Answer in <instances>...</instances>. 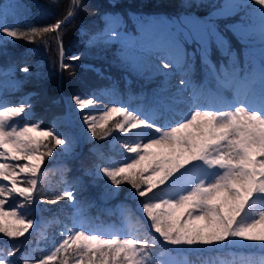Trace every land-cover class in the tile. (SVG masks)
<instances>
[{
	"label": "snow or ice",
	"instance_id": "snow-or-ice-1",
	"mask_svg": "<svg viewBox=\"0 0 264 264\" xmlns=\"http://www.w3.org/2000/svg\"><path fill=\"white\" fill-rule=\"evenodd\" d=\"M256 3L264 5V0ZM74 14L69 10L54 25L23 32L0 24V35L33 41L52 32L59 40V30ZM232 29L233 26H226L222 33L214 24L197 22L187 32L169 33L144 45L128 40L124 42L121 60L132 70L141 71L144 68L142 52L147 48L162 49L167 56L162 61L165 69L186 65L190 70L182 43H195L197 48L191 56L199 52L202 61L208 57L212 44L230 55L226 32ZM234 30L241 37L250 38L248 32ZM104 35L108 41L123 40L120 32L112 27ZM259 41L264 56V20L259 28ZM72 59L77 60L79 56ZM62 67L68 69L70 65L62 64ZM206 67L216 81L236 88V103L196 108L174 125L157 124L154 119L141 117L124 106H112L99 117L83 115L88 131L97 139H105L114 131H141L142 136V130L151 133L146 142L138 139L124 144L131 155L118 165H98V173L110 181L112 193L127 184L132 195L141 198L140 207L152 231L167 244L194 247L248 241L264 248V60L258 69H238L234 64L231 72L223 66L218 72L214 65L206 64ZM21 71L30 70L24 67ZM189 83L187 79L180 80L181 85ZM257 94L259 105L250 107L247 101ZM73 101L79 110L100 103L94 98L79 96L73 97ZM0 109V158L4 160L0 163V178L8 182L0 184V233L19 238L33 226V220L25 222L24 214L18 211L24 205L8 204L7 199L16 195L28 204L33 203L45 159L53 157L57 146L70 151L71 140L61 138L52 130H38L39 122L18 126L14 118L23 119L26 115L28 109L24 104L0 105ZM114 116L120 119L110 126ZM21 174L27 179H19ZM21 183L27 186L21 187ZM65 198L74 201V191L56 195L53 202ZM61 236L55 251L35 264H49L61 251L70 253L71 260L65 256L60 264H147L149 254L144 246L157 243L156 237L149 240L113 234L106 238L75 225L61 232ZM8 256H15V252H9ZM0 264H15V261L0 256Z\"/></svg>",
	"mask_w": 264,
	"mask_h": 264
},
{
	"label": "trees",
	"instance_id": "trees-1",
	"mask_svg": "<svg viewBox=\"0 0 264 264\" xmlns=\"http://www.w3.org/2000/svg\"><path fill=\"white\" fill-rule=\"evenodd\" d=\"M262 9L264 5L257 4L256 0H79L78 3L77 0H0V19L18 32L43 29L63 19L69 10L75 13L59 30V40L55 38L56 33L49 32L33 41L12 38L11 42L0 45V73L14 71L12 81L17 85L13 93L0 94V102L4 106H12L23 96L30 95L28 107L31 115L20 123L31 125L39 122L45 130L49 129L52 120L64 116L66 100L76 96L107 92L110 102L120 105L131 102L137 107L142 95L151 92L153 96V90L160 86V78L135 76L120 58L122 48L119 43L89 46L87 41L90 36L101 33L105 27H112L125 37L132 35L135 38L145 33L152 34L158 26L164 36L187 32L197 22L214 24L222 33L226 26H233L226 32L230 40V55L212 44L208 57L202 61L199 52L195 57L191 56L197 48L195 43H182L187 53L186 62L191 64V68L189 70L186 65L180 68L187 73L195 92L208 95L206 91L220 82L213 77L214 81L209 82L211 76L206 64L214 65L218 72L222 66L231 72L234 64L238 69L259 68L264 60L257 39L261 21L264 20ZM236 28L248 32L250 38L241 37L240 32L234 30ZM73 56H79V59L73 60ZM62 64L70 67L64 69ZM24 67L30 70L27 74L20 71ZM251 100L255 105L260 103L258 94ZM153 108L150 102L148 109ZM114 121L110 120V126ZM95 143L103 147L105 158H113L118 163L131 155L109 152L106 142L100 139L95 138L91 145ZM79 152L76 158L66 162V170L62 173L55 172L54 162L45 159L42 165L35 199L41 222H49L45 230L47 236L53 234L56 227H72L76 223L89 229L98 224L100 228L121 233L129 229L130 216L135 214L146 220L147 238H157L155 245L144 246L149 254L147 264H264V248L256 242L226 241L221 245L194 247L163 242L152 231L150 222L142 213L141 198L133 200L126 197L132 191L127 184L121 185L118 197L109 203L98 200L107 182L93 174H84L98 163L89 146ZM76 177L83 183V188L74 192L76 199L53 202L55 196L62 194L64 187H70V181ZM93 202L95 207L83 210ZM120 203L128 205L131 214H124ZM2 239L8 241L6 237ZM19 240L5 242L6 245L0 243V256L13 259L15 264H24L25 260L28 264H35L38 259L44 258L45 254L40 252L44 241L39 232H33L18 244L10 245ZM9 252H15V256L9 257ZM65 256L71 260L70 253L61 251L49 264H60Z\"/></svg>",
	"mask_w": 264,
	"mask_h": 264
},
{
	"label": "rangeland",
	"instance_id": "rangeland-1",
	"mask_svg": "<svg viewBox=\"0 0 264 264\" xmlns=\"http://www.w3.org/2000/svg\"><path fill=\"white\" fill-rule=\"evenodd\" d=\"M240 2H245L246 0H239ZM0 24L6 25L10 27L9 25L5 24L3 20L0 19ZM158 26V25H157ZM108 29V27H106ZM105 29V30H106ZM150 29V28H149ZM121 34V33H120ZM123 40H113V41H108L107 37L104 35V33H100L99 36H96L92 41L90 42L91 45H97L98 43H119L121 46V50L119 52L120 58L122 54V50L124 48V42L131 40L134 41L140 45H144L149 43L152 40H157V39H162L164 37L163 33L160 31L159 26L156 28V30L152 34L145 33L143 35H140L139 37H132V35L124 36L121 34ZM258 41H259V36H258ZM12 37H7L6 35H0V45H4L5 42H11ZM260 42V41H259ZM157 57H160L159 59ZM142 59H143V64L144 68L141 71H134L131 69V72L134 73L135 76L144 78V79H152L155 77L160 78V86H157L152 92L153 96H151V92L147 95L144 94L143 96L140 97V102L137 104V107L133 104L131 106L130 102L127 104L120 105L117 102H110V98L108 97V93L104 92L103 94L92 92L90 96H85L81 98H102L104 101V107L100 110H96L94 115L99 117L100 115L103 114L104 111H106L108 108L112 106H124L128 108L129 110L133 111L134 113L139 114L141 117L144 118H151L154 119L157 124L166 121L167 124H173V120H180L181 116H178V114H181L182 120L188 117L191 113L192 110L196 108H208L210 106L212 107H223L228 104H234L236 103V94L232 89L230 88L227 82L222 83L219 94L221 96H224L225 99H227L225 105H220L217 103V98L215 95L212 96V100H215L216 103L213 105L208 104V101L204 99H199L196 98L198 97L196 94H192L191 86L190 84L187 85H181L180 80L182 78L186 79V75L182 73L180 67L173 66L171 68L165 69L163 67L162 61H166L167 56L166 53L162 49H154V48H147L142 52ZM125 64H127L125 62ZM21 71V70H20ZM14 71H7L0 73V94L8 95L11 94L15 91L17 88V85L15 82L12 81V78L14 77ZM21 73L27 74L23 71ZM30 95H25L21 99H19L15 104L12 106H20L21 104H24L26 109H28L26 115L23 117V119L20 118H14L18 124V126H23L21 125L20 120L28 119V117L31 115V112L29 111L28 107V99ZM231 96V98L229 97ZM151 102L154 106L152 111L147 110L148 104ZM248 102V101H247ZM74 101L73 99L66 100L65 102V109L68 110V106L73 104ZM249 106L251 107V102H248ZM98 104V103H97ZM0 105L4 106L3 102H0ZM2 110V109H0ZM65 110V112H66ZM148 114V115H147ZM147 115V116H146ZM66 116V115H65ZM62 117H57L54 120L51 121L50 127L48 130L54 131V134H59L61 138H67L71 140V150L70 151H64L63 146H57L54 149V155L53 157L46 158V160L50 162H54L53 169L55 172L62 173L66 170V162L69 160H72L76 158L80 154V150H82L84 147L89 146V150L93 155H96V158L98 160V163L95 164V167L91 171H86L84 172L85 175H91L93 174L97 179L105 180L106 187L103 190V192L99 195L98 200L103 203H109L110 201L114 200L115 198L118 197L119 192L117 193H112L110 191V181L107 180V178L102 174L98 173V168L97 166H112V165H118L120 163L116 162L115 159L113 158H105V155L102 151V146L100 144L97 145L95 143L94 145H91L92 142L95 140L94 137L91 136L90 132L87 136V139L84 140L82 143H78L75 141L73 138L70 137L68 134L69 131H66V128L61 129L56 127L55 123L60 122ZM120 117L114 116L111 118V120H116L119 119ZM172 119V120H171ZM169 120V121H167ZM37 123V122H36ZM176 122H174L175 124ZM166 124V125H167ZM38 130H45L42 127H40ZM143 131V136L141 135V131H129L128 133H120L119 131H114L111 136L106 137L105 139H100V141H105L107 144V150L111 153H116V154H126L128 153L127 150L123 147L124 144H132L136 142L138 139H144L146 142L147 137L151 134L148 132V130H142ZM47 143V141H45ZM91 145V146H90ZM2 150V149H0ZM4 160L3 158H0V163H3ZM21 163H24V161H21ZM22 181L27 179V176L24 174H21L19 177ZM61 180V177H60ZM3 183H8L2 180L0 178V184ZM24 183H21V187L27 186L23 185ZM10 186V185H9ZM83 183L81 182L79 177L74 178L72 181H70V187H64L62 190V193L67 191V190H73L74 192H77V189L83 188ZM129 199H139L137 197H134L132 195V191H129L127 193V196ZM8 204H23L24 206L22 208H18V211L23 213L27 222V219H32L33 220V226L29 229L27 233L23 237H19L20 239L22 238L23 240L27 237L30 236L33 232H39L41 235V238L43 239V243L41 244L40 247V252L41 254L44 253V257L52 254L55 249L59 246V243L62 241V236L61 232H66L68 226H62V227H56L53 230V234L47 236L46 234V229L49 224L41 222L40 218V212L38 209V202L36 199H34L33 203L28 204L26 201L23 200V198L18 197L16 195L9 197L7 199ZM97 204V203H96ZM121 204V203H120ZM122 208L124 209L123 213H130V207L126 205L125 203H122ZM95 207V202L92 204L85 206L84 211H87L88 208ZM5 210H9L8 207H6ZM37 210L39 213V216L37 214ZM78 213V210H76ZM52 221H50L51 223ZM9 225L11 226L12 221L9 219L8 221ZM146 220L145 219H140L137 215L132 214L129 219L128 223V230H124V232L121 233H116L113 230H108V229H103L100 228L98 224L95 226L89 228H83L79 223H76V227H82L83 230L86 232H99L106 238H110L113 234H118L120 236H135L140 239L147 238L148 237V232H147V226H146ZM41 227V229H40ZM6 236L3 235V233H0V243L5 242H13L17 238H9L6 237L8 241H4L2 238ZM2 245V244H0ZM0 255H1V249H0ZM148 262V261H147ZM165 262V261H164ZM166 264V263H164ZM171 264H173L171 262ZM177 264H182V263H177Z\"/></svg>",
	"mask_w": 264,
	"mask_h": 264
},
{
	"label": "bare ground",
	"instance_id": "bare-ground-1",
	"mask_svg": "<svg viewBox=\"0 0 264 264\" xmlns=\"http://www.w3.org/2000/svg\"><path fill=\"white\" fill-rule=\"evenodd\" d=\"M96 99L100 101V103H96L93 106H86L84 110H79L75 103L68 106V110H66L64 116L59 120L60 122L55 123L56 127L61 129L66 128V131H69L68 134L71 138L78 143L84 142V140L87 139L89 131L83 122V115H94L96 110H100L104 107L103 99L98 97Z\"/></svg>",
	"mask_w": 264,
	"mask_h": 264
},
{
	"label": "water",
	"instance_id": "water-1",
	"mask_svg": "<svg viewBox=\"0 0 264 264\" xmlns=\"http://www.w3.org/2000/svg\"><path fill=\"white\" fill-rule=\"evenodd\" d=\"M37 214H38V216H39V213H38V210H37ZM23 239L21 238L19 241H17L16 243H13V244H10L11 246H13V245H16V244H18L19 242H21ZM10 245H9V247H10Z\"/></svg>",
	"mask_w": 264,
	"mask_h": 264
}]
</instances>
